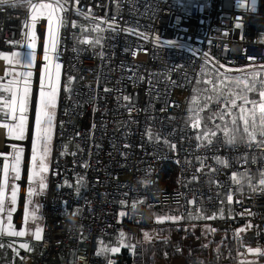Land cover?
<instances>
[{"label":"built area","instance_id":"obj_1","mask_svg":"<svg viewBox=\"0 0 264 264\" xmlns=\"http://www.w3.org/2000/svg\"><path fill=\"white\" fill-rule=\"evenodd\" d=\"M105 4L107 8L103 7ZM81 5L85 10L91 7L99 17L107 13L111 19L117 15L115 5L109 0H81ZM148 5L155 6V15L152 10L146 11ZM26 19H29L26 6L0 5V54L22 49L20 44L14 46L13 42L21 40ZM69 19L78 20L84 26L95 23L75 13ZM117 22L125 28L138 25L141 32L158 33L163 40H174L182 46L161 47L124 32H85L81 36L79 28L62 30L66 37L62 41L59 61L62 86L48 187L40 194L43 239H30L28 244L33 249L30 252L19 249L20 255L29 260L24 264H107L102 255H96L98 239L110 240L126 226L142 231L151 229L154 244L158 242L160 230L184 229L183 237L178 233L179 236L166 238L174 246L176 241L184 243L183 261L187 246H192L207 250L212 262L217 244L226 237L236 243L237 250L242 245L264 249V194H252L247 190L242 195L235 193L231 204L226 200L223 204L220 202L229 191L231 172L239 165L220 169L217 183L210 184L209 176L204 173L199 174L198 180L192 179L200 167L197 156L235 158L247 153L251 159L254 153H259L244 146L236 150L221 146L219 152L217 145H213L211 151L197 148L198 142L194 139L197 130L185 122L195 89L208 87L198 81L214 78L219 64L239 69L252 63L247 57H255L257 65L264 64V0H256L255 12L251 11V0H139L135 11L124 3ZM237 23H242V28H237ZM38 32L40 44L39 23ZM73 32L81 39L102 35L105 38L103 47L77 44L72 39ZM74 47L78 52L72 51ZM138 47L147 51H138L133 56L132 52ZM126 48L129 50L125 51ZM101 51L103 57L98 55ZM205 53L215 60L210 63ZM37 59L40 62L39 53ZM205 67L210 69L209 75L204 73ZM10 68L36 71V68L7 65L0 58V77L3 78L0 83L9 81L5 72ZM67 75L75 77L71 92L64 88ZM229 75L241 73L233 71ZM105 88L111 91L106 92ZM125 96L130 97L131 102L124 100ZM5 133L6 130L0 128V153L10 149L11 140ZM156 134L161 138L159 142ZM164 138L176 144V150H171L163 142ZM4 162L5 158L0 156V180ZM85 163L89 165L87 168L82 166ZM165 163L176 168V184L170 188L159 182ZM207 163L215 167L213 160ZM259 166L249 164L253 173ZM80 177L84 182L77 195ZM235 187L232 185L233 189ZM193 198L195 205L189 204ZM236 199L242 203H236ZM121 201H126V205ZM136 201L144 202L133 211ZM172 207H179V215L184 218L178 222L148 221L150 209L170 211ZM245 209L255 215H249ZM121 210L127 213L122 221L119 220ZM199 214L209 217L215 214L216 218L189 219V215ZM15 221L20 224L16 217ZM249 223L253 227L240 232L238 238V230ZM206 228L216 231L207 232ZM0 243L12 244L6 236H0ZM13 246L19 248L16 244ZM135 246V254L130 251L132 262L144 264L142 238ZM174 259L171 256L158 258L155 264H171ZM223 262L227 264L230 260L225 258Z\"/></svg>","mask_w":264,"mask_h":264},{"label":"snow or ice","instance_id":"obj_2","mask_svg":"<svg viewBox=\"0 0 264 264\" xmlns=\"http://www.w3.org/2000/svg\"><path fill=\"white\" fill-rule=\"evenodd\" d=\"M109 2L115 5L117 15H119L124 3H128L132 10L135 11L139 0H109ZM0 5H7L13 8L26 6L29 10V19L25 20L24 27L31 28L30 33H26L25 36L28 40L27 46L33 49V51L29 52L26 56L20 52H14L11 55L0 54V58L6 60L9 65H18L31 69L36 60L35 48L38 23L45 37L42 45V60L44 64L37 77V93L35 98L33 97L32 80L34 74L32 71L17 73L14 68L7 69L5 76L11 75L13 79L7 83H0V93L6 94H0V112H2L4 117L10 118L0 123V128L6 130L5 134L7 137L16 141H25L28 139V113L30 109L34 113V122L31 129L32 142L29 158V175L27 177L29 184L23 206L22 224L26 226L29 221L35 223L38 219L36 215V208L38 206L34 204L33 197L41 194L48 187L45 182V174L49 172L48 157L51 154L54 120L58 107V94L61 89L62 64L59 61L62 52L60 49L62 47V41L66 38L62 34V30H66L69 27L72 29L79 28L81 36L85 32H124L128 35L137 36L142 40L151 41L161 47L164 45L181 47L182 45L177 44L174 40H163L158 33L141 32L138 30V25L137 27H120L117 22V15L112 16L111 19L108 18L107 13L104 17H99L95 15L91 7L85 10L81 5V0H0ZM97 7H100V5H97ZM103 7L107 8L108 4H105ZM147 10H152L155 15V6L148 5ZM251 11H256V0H251ZM72 13H75L76 16L83 17L85 20L95 21V23L90 24V26H84L78 20H70L69 17ZM102 25H106L107 27H102ZM242 26V23L236 24L237 28H242ZM81 36H78L75 32L72 33V39L77 44L103 47L102 41L105 38L102 35H97L91 39H81ZM240 38L244 39L243 36ZM128 50L127 48L125 49V51ZM72 51L78 52V49L74 47ZM138 51L146 52L147 49L138 47L137 50L132 52V55H137ZM98 55L103 57L104 52L101 51ZM205 57L210 63L215 60L214 57H210L209 53H205ZM247 59L252 63L239 69L228 68L226 65L219 64V61H216L215 63L219 64V67L216 68L215 77L198 81V83H203L208 87L195 89L196 95L190 101L192 106L188 109L191 115L185 121L190 128L197 130V135L194 137L198 142L197 148L211 151L213 145H217L216 151L219 152L221 146L233 150L244 146L248 149L254 148L259 153V155L254 153L251 159L247 153L235 158L221 155L196 157L200 167L193 173L192 179L198 180L199 174L204 173L209 176L208 182L210 184L217 183L220 169L232 168L233 164L240 166L231 172L229 177V191L225 195L224 200L220 201L222 204L225 200L229 204L233 203L234 194L240 193L242 195L245 189L252 194H264V64L257 65L255 63V57H247ZM220 69H224V71L221 72ZM233 71L239 72L241 75H229ZM65 79L68 84H71L75 77L67 75ZM169 79L171 78L169 77ZM2 80L3 78L0 77V81ZM172 83L175 84V81H172ZM66 90L71 92V88H67ZM104 91L108 92L111 90L105 88ZM123 99L131 102V98L128 96L123 97ZM152 138V133L149 130V139L151 140ZM155 139L157 142L160 141L159 134H156ZM163 142L171 150H176V144L170 142L167 138H164ZM11 148L12 152L10 154L0 153V156L5 158L2 166L3 178L0 180V236L24 237L31 235L36 241H41L43 239V229L38 225L34 231L27 227H22L20 230H17L12 222L13 213L17 211L19 184H10L9 181H19L22 179L25 148L17 144H12ZM72 155H75V153H72ZM9 156L11 157L10 163L8 162ZM209 159L215 162V167L207 163ZM186 163L191 164L192 162L186 160ZM249 164H258L260 166L253 173ZM82 166L87 168L89 165L85 163ZM205 169L208 171L205 172ZM213 173H216V176H213ZM83 182V177L78 178V186L76 187L77 195H79L80 191L79 186L83 185ZM147 183H150V181ZM232 185L236 186L235 189L232 188ZM68 186L72 187L71 184ZM217 186L223 187L222 184H218ZM9 191L10 196L7 194ZM143 202H134L132 205L133 211H135L138 204ZM235 202L242 203L239 199H236ZM126 203V201H121L122 205H126ZM189 204L195 205V198L189 201ZM245 211L249 215H255L250 209H245ZM120 215L125 216L127 213L121 212ZM220 216L223 218L222 210ZM183 218L182 216L157 217V220L161 222L163 219H168L173 222H178ZM215 218V214L211 217L189 215V219ZM252 227V224H246L238 230L237 237L239 238L240 232H245ZM205 231L214 233L216 229L206 228ZM125 238V233L121 231L118 246L107 247L103 246V242H101L102 247L97 251L96 255L118 253L121 247H127L135 254L136 246L131 243H125ZM153 238L149 233H144V239L146 241H150ZM4 247L5 245L0 243V248ZM7 247H12V244L7 245ZM19 249H24L29 252L33 250L28 243H21L19 244V248L16 249L17 256L20 255ZM178 251L181 250L178 249ZM217 251L219 250L217 249ZM246 251L258 257H264V249L261 247H246ZM240 255L243 256L244 253H240ZM20 259L24 260L25 257H20ZM109 264H114V261L109 260ZM239 264H258V260H241Z\"/></svg>","mask_w":264,"mask_h":264},{"label":"rangeland","instance_id":"obj_3","mask_svg":"<svg viewBox=\"0 0 264 264\" xmlns=\"http://www.w3.org/2000/svg\"><path fill=\"white\" fill-rule=\"evenodd\" d=\"M30 31H31V28L29 27V28H25V27H23V36H22V38H21V40L20 41H18L19 43H14V46H16V45H18V44H20L21 46H22V49H18V50H16V49H14V50H12V52L10 53V54H8V55H11L12 53H14V52H20V53H22L24 56H26L29 52H32L33 51V49H31V48H29L28 46H27V44H28V40L26 39V36H25V34L26 33H30ZM45 39V38H44ZM23 47H24V49H23ZM39 48H40V44H39V32H38V24H37V40H36V48H35V54H36V60L34 61V64H33V69L34 68H36V71H34V70H21V69H18V68H14V70L17 72V73H19V72H26V71H32L33 72V80H32V88H33V97L35 98V96H36V93H37V86H36V88H35V82H36V76H38V74H37V68L39 67L40 69H39V72L42 70V68H43V64H44V61L42 60V58L40 59V62H38V59H37V54L39 53ZM42 56H43V53H42ZM4 60V59H3ZM4 62L7 64V65H9L8 64V62L6 61V60H4ZM12 66H17L18 67V65H12ZM26 68V67H25ZM204 73L206 74V75H209L210 74V69L209 68H207V67H205V69H204ZM62 78H63V73H62V69H61V86H62ZM13 79V77L11 76V75H9V80H12ZM67 82V81H66ZM72 85V82H71V84H68V83H66V84H64V88L65 89H67V88H70V86ZM0 94H2V95H6V94H4V93H0ZM194 95H196V92L194 93ZM193 95V96H194ZM58 97H59V94H58ZM192 106V105H191ZM190 106V107H191ZM58 108V107H57ZM56 115H57V110H56ZM191 115V113L189 114V116ZM7 119H10V118H6V117H4L3 116V114H2V112H0V120H1V123H3V122H5ZM33 122H34V113H33V111L30 109V111H29V113H28V127H29V136H30V139H31V129H32V125H33ZM56 122H57V119H56V117H55V120H54V127H53V139H54V134H55V127H56ZM9 140H11L10 142H9V151L8 152H6V154H10L11 152H12V148H11V145L12 144H17V145H20V146H23L24 148H25V157H24V164H23V168H24V165H25V162H26V145H25V143H24V141H16V140H14V139H11V138H9V137H7ZM53 139H52V144H51V154H52V146H53ZM27 140V139H26ZM25 140V141H26ZM32 142V141H31ZM31 142H30V151H31ZM30 151H29V157H28V160H27V177H28V175H29V158H30ZM51 154H50V156L48 157V162H49V166H50V162H51ZM8 162L10 163L11 162V157L9 156L8 157ZM24 170V169H23ZM23 170H22V178H23ZM46 175V183H47V181H48V173H46L45 174ZM27 177H26V189H25V193H24V203H25V200H26V192H27V187H28V184H29V181H28V179H27ZM2 178H3V173H2V176H1V180H2ZM22 180V179H21ZM21 180H19V181H9V183L10 184H12V183H17V184H19V193H18V204H17V211L19 210V207H20V200H21V197L23 196V194H22V183H21ZM47 189V188H46ZM46 189H44L43 190V192L44 191H46ZM39 191V190H38ZM9 196H10V191L7 193ZM33 202H34V204L35 205H37L38 207L36 208V215H37V217H38V219L36 220V222L35 223H32L31 221H29V223L25 226V225H23L22 224V221H23V209H22V221L20 222V224H16V221H15V214L17 213V211L16 212H14L13 213V224H14V226H15V228L17 229V230H20L22 227H27L28 229H31V230H35V228H36V226L38 225L39 227H41L42 228V219H43V206H42V204H41V201H40V194H38V195H35L34 197H33ZM24 203H23V206H24ZM31 207V206H30ZM122 207H124V206H122ZM121 212H125L126 213V211L125 210H121ZM120 212V213H121ZM151 212H152V214H153V221L154 220H156V221H158L157 220V217H160V218H167V217H172V216H169V213L167 214L166 212H168V211H161V210H156L155 212H153V210H151ZM170 213H172V212H170ZM176 217H179L180 215H175ZM123 217L124 216H121L120 215V221H122L123 220ZM149 218V217H148ZM164 220H166V219H163L161 222H159V223H162ZM184 230V229H183ZM121 231H123L124 233H125V243H131V244H133V245H135V244H137V243H139L140 242V239L142 238V240H143V243H144V245H146V244H149V243H152V244H154L153 243V241H154V239H155V236H153V232H152V230L151 229H143V231L142 230H138V228L137 227H123L120 231H119V233L117 234V235H115L112 239H110V240H106V241H104L102 238H99L98 239V250H100V248L102 247V245H101V242H103V246H107V247H116V246H118V240H119V234H120V232ZM142 231V233L140 234V232ZM145 232H147V233H149L151 236H153L154 238L152 239V240H150V241H146L145 239H144V233ZM178 233L180 234V236H182L183 237V235L185 234L184 232H182V231H180V232H178L176 229H173L172 231H166V229L165 230H160L158 233H157V235H158V237L156 238V239H158V240H160V239H164V240H166V238L167 237H169V236H171V235H175V236H179L178 235ZM5 236H7V235H5ZM8 237V239L9 240H11V241H15V243L16 244H21V243H28V241L30 240V239H34V237L33 236H31V235H26V236H24V237H11V236H7ZM35 240V239H34ZM157 240V241H158ZM167 241V240H166ZM169 242V241H168ZM170 243V242H169ZM222 242H220V243H218L217 244V246H216V250H215V252H217V249L219 248V246H220V244H221ZM235 243V242H234ZM173 244H177V246H180L181 248L183 247V246H185L184 245V243H182L181 241H176V242H174ZM176 246V247H177ZM235 246H236V243H235ZM238 247V246H237ZM246 247H250V245H244V246H242L241 248H239L238 247V250H237V248H236V251H237V253H238V251H239V253H238V257H239V259H240V261L241 260H246V261H254V260H258V264L260 263L259 261L262 259V257H258V256H256V255H254V254H252V253H247V251H246ZM190 248H196V247H192V246H187V251H189L190 252ZM253 248V247H252ZM1 249L2 248H0V254H1ZM123 249H127V250H129V251H131L129 248H127V247H121V250H120V252H118V253H107V254H104V255H102L103 257H104V259L106 260V262H107V264H109V260H111V261H114V264L116 263V256L119 254V253H121L122 252V250ZM183 249V248H182ZM186 251V252H187ZM215 252H213V259H214V253ZM240 253H244V255L243 256H241L240 255ZM15 254H16V252L14 251V256H15ZM198 255H203V257L202 258H200ZM13 256V259L14 260H17L18 262H19V260L16 258V256L14 257ZM196 256V258H198V259H204L203 261H206V263L208 264L210 261H209V259H208V257H209V253H208V251H206V250H199L198 249V251H197V255H195ZM183 257V255L181 256V257H179V258H182ZM0 258H1V256H0ZM225 258H229V257H225ZM2 262H3V264H7V259H2ZM184 263L186 264V255L184 256ZM211 263V262H210ZM21 264H24V262L22 261V263Z\"/></svg>","mask_w":264,"mask_h":264},{"label":"trees","instance_id":"obj_4","mask_svg":"<svg viewBox=\"0 0 264 264\" xmlns=\"http://www.w3.org/2000/svg\"><path fill=\"white\" fill-rule=\"evenodd\" d=\"M159 182L162 186H166L168 188L174 186L176 184V168L173 165L165 163L162 167L161 175ZM150 209L147 215V219L149 222L153 221V214ZM165 211L163 209H156ZM156 210H153L155 212ZM168 211V210H166ZM172 212L173 216L180 214L179 207H172L170 211L166 212L167 214ZM149 217V218H148ZM173 229L184 231L179 227H171L167 228L166 231H172ZM177 246V245H176ZM174 246L170 244L168 241L164 239L158 240L156 244H146L144 245V264H155L156 259L158 258H166L171 256L172 258H179L183 255V249L180 246ZM181 250V251H178ZM199 248H190V252L186 253V264H207L204 259H198L195 255H197V251ZM200 250V249H199ZM219 251L214 253L213 261L208 264H221L225 257H229V260L235 262L237 259V251L235 243L229 237H226L222 243L220 244ZM207 251V250H206ZM167 253V255H165ZM115 264H134L132 262L130 251L127 249H123L121 253L116 256Z\"/></svg>","mask_w":264,"mask_h":264},{"label":"crops","instance_id":"obj_5","mask_svg":"<svg viewBox=\"0 0 264 264\" xmlns=\"http://www.w3.org/2000/svg\"><path fill=\"white\" fill-rule=\"evenodd\" d=\"M41 35H43L42 34V32H41ZM43 42H44V35H43V38H42V45H43ZM41 43V42H40ZM42 45L40 44V48H39V53H40V49H41V54L43 53V47H42ZM42 58V57H41ZM39 67L37 68V74L39 73ZM37 77L38 76H36V82H35V85L37 86ZM25 142V141H24ZM26 152H27V148H26ZM24 169V168H23ZM24 171V170H23ZM25 189H26V186H25ZM244 191H247V189H245ZM24 193H25V191L24 192H22V194H23V196L21 197V200H20V207H19V213H20V219L18 218V211H17V213L15 214V217H16V219H17V221H19V220H21L22 221V209H23V203H24ZM199 215H202V214H199ZM7 237V236H6ZM8 238V237H7ZM11 241V240H10ZM12 242V247H7V245H9V244H6V243H3L4 245H5V247L4 248H2L1 249V254H0V256H1V258H0V264H3V262H2V259H7V264H21L22 263V261L24 262V263H26V262H28L29 263V260L27 259V258H25L24 260H21L20 259V257H22L21 255H19V256H17L16 254H15V256H16V258L19 260V262L17 261V260H14L13 259V256H14V251L16 252V249H15V247L13 246V244H16L15 243V241L13 242V241H11ZM16 245H18V244H16ZM14 256V257H15ZM237 257H238V255H237ZM239 258V257H238ZM239 261H240V259H236V261L235 262H232V261H230L229 263H227V264H239ZM260 263L259 264H264V260H263V257H262V259L259 261ZM171 264H185L184 263V261L182 260V258H176V259H174V261H171ZM221 264H225L224 262H222Z\"/></svg>","mask_w":264,"mask_h":264},{"label":"bare ground","instance_id":"obj_6","mask_svg":"<svg viewBox=\"0 0 264 264\" xmlns=\"http://www.w3.org/2000/svg\"><path fill=\"white\" fill-rule=\"evenodd\" d=\"M42 38H43V35H41V45H42ZM42 57V54H41V49H40V53H39V60L41 59ZM30 142H31V139H30V136L29 138L24 142L25 145H26V148H27V157H26V162H25V165H24V171H23V178L21 180V183H22V192L25 191V186H26V177H27V160H28V156H29V151H30ZM1 144V142H0ZM18 218L20 219V213L18 211ZM19 222H21V220H19Z\"/></svg>","mask_w":264,"mask_h":264},{"label":"water","instance_id":"obj_7","mask_svg":"<svg viewBox=\"0 0 264 264\" xmlns=\"http://www.w3.org/2000/svg\"><path fill=\"white\" fill-rule=\"evenodd\" d=\"M26 157H27V152H26ZM29 157V156H28Z\"/></svg>","mask_w":264,"mask_h":264}]
</instances>
